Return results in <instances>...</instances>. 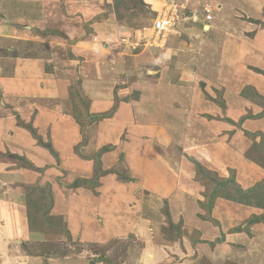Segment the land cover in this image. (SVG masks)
<instances>
[{
    "label": "crops",
    "instance_id": "1",
    "mask_svg": "<svg viewBox=\"0 0 264 264\" xmlns=\"http://www.w3.org/2000/svg\"><path fill=\"white\" fill-rule=\"evenodd\" d=\"M100 1L0 0V36H18L21 30L15 23L30 30L48 17L51 21L47 22L54 24L56 20L60 23L66 32L62 37L69 43L78 34L84 36L82 40L88 48L103 42L106 49L114 44L112 51L115 52L117 41L113 42L122 37L116 35V31L115 34L111 32L117 26L132 29L131 26L136 24L130 25L127 21L125 25H119L111 18L95 19L102 8ZM146 2L151 4L153 0ZM255 2L260 4L258 0ZM157 13L169 15L166 7ZM181 22L177 21L167 30V39L182 41L176 34L182 27ZM116 30L119 32V28ZM183 30L187 31L186 28ZM120 32L126 31L122 29ZM153 32V22L150 21L143 29L133 30L124 38L125 43L127 47L131 43L132 48L140 43L143 48L138 54L146 53L152 46L144 45L154 37ZM90 36L98 41L91 42ZM163 40L166 43L164 38L160 43ZM87 46L74 44L76 49L87 52L80 70L87 79H84L80 91L77 90L80 98L74 101L69 77L73 70L62 68L60 73H49L38 58H16L11 73L3 74L4 61L0 60V264H44L39 256L29 258L22 254L21 243L41 240L40 233L29 230L25 188L46 183L51 186L52 209L59 212L55 214L64 215L72 239L101 245L130 234L141 241L142 258L149 257L139 264H169L176 257L182 259L180 264H191L194 248L191 236L213 237L220 232L209 220L197 215L204 212L198 203L204 200L203 187L195 177L196 169L184 156L185 152L190 150L191 154H196L200 151L197 148L201 147L200 152L208 162L206 167L221 178H228L230 172L235 171L234 180L241 189H248L264 178V167L246 156L254 144L246 132L264 134V114L256 116L262 106L240 94L248 86L264 96V78L260 73H249L241 66L242 76L235 87L232 83H221V86L201 90L203 81L169 83L167 75L161 81L163 73H158L160 76H150V73L143 78L145 81L137 79L129 83L124 78V71L119 74L124 65L118 62L120 57L116 53L109 55V61L102 64L106 66L105 71L111 73L109 80H102L98 69L91 70L97 55ZM261 56L255 58L254 64L262 69L264 53ZM241 57L243 55L236 59ZM122 80L128 84L122 86ZM117 83L121 85L116 88ZM139 86L144 88L143 94L140 92L137 98L115 102V96H126ZM220 88L222 95L217 96L216 91H221ZM82 100L87 102L84 108ZM76 108L78 111L84 109L88 114L111 109L112 114L108 119L101 118L103 120L82 127L73 115ZM17 116L22 122L30 123L41 141L51 144L54 153L18 123ZM122 134L125 140H121ZM176 141L181 146V154L169 147ZM103 145H108L109 150L101 156L102 168L112 166L117 161V152L122 150L121 156L132 180H120L115 174L106 173L99 176L94 190L84 186L69 188L67 184L75 178L91 177L92 156ZM17 156L37 169L21 164ZM165 205L173 223H180V238H160L161 227L167 220L162 210ZM260 209L221 197L215 199L211 216L226 232V245L232 246L227 243L232 240L245 241L244 231L229 232L228 229ZM196 246L204 248L202 244ZM92 261L99 264L94 258ZM45 262L92 263L87 257H49Z\"/></svg>",
    "mask_w": 264,
    "mask_h": 264
},
{
    "label": "rangeland",
    "instance_id": "2",
    "mask_svg": "<svg viewBox=\"0 0 264 264\" xmlns=\"http://www.w3.org/2000/svg\"><path fill=\"white\" fill-rule=\"evenodd\" d=\"M146 1L147 0L100 1L102 3V8L101 11L94 16L95 19L104 21L111 18L114 23L116 22L119 25H125L127 21H129L130 25L136 24L133 27L131 26L132 29H130V26L129 28L116 27V29L119 28V32L122 31V29L126 32L119 33L116 29L111 32L115 34L116 31V35L122 37H120L121 40H114L113 42L115 43L117 41V48L114 46L115 52L112 51L114 44H110V47L106 49L103 46V42L88 48L87 43L82 40L84 36L80 37L77 33H74L77 34V36L73 37L69 43V40L62 37L66 35V32L62 26H59L60 23L58 21L56 23L55 20L54 24H51L47 22L49 20L51 21L48 17L44 18L40 25L30 30L15 23V26H18L22 31H19L18 36H11V34L0 36V60L3 59L4 61L3 74L11 73L16 58H38L46 72L60 73L62 72V68L73 70L71 76H69L70 80H72L71 86L74 92H77V90L80 91L84 79H87V76H83V72L80 71L82 64H85L84 61L86 60L83 57L87 52H82L81 49H76L74 47V44H79L80 47L87 46L86 48H88L91 53L95 52L97 55H95L96 57L94 56L96 59L94 61L97 65L94 64L91 70L98 69L101 72L102 80H109L110 77H108V75H111L110 72L105 71L106 66L102 64L104 61H109V55L112 56L116 53L119 55L118 57H120L118 62L124 65L123 70H120L121 72L119 74H122L124 71L123 75L126 74L124 78H126L129 83L132 81L135 82L137 79H143L150 73V76L163 73V78H160L161 81L167 78L169 83L174 82L176 84L177 82H181V84H183V81H203L204 84L201 85V90H204V88L208 86H221V83H232L231 85L235 87L236 81L239 82L242 76L239 71L241 66L247 68L249 73H260L264 78V68H257V64H254L255 58L260 59L262 57L261 54L264 53V0H258L260 2V4H258L259 6L256 5V0H153L151 4ZM172 1H174V4L177 5L179 9L177 18H179V21H182V27L178 29V33L173 31H171V33L179 35L178 37H181L182 41L164 38L166 39V43H164L165 40H163V43H160L161 39L156 37L155 32H153L154 37H152L149 43L144 45L146 47L151 45L152 47L149 48L153 50L149 49L147 51L146 49V53L138 54L143 48V45L140 43H137L135 48H132L133 45L131 43L127 47L124 38H127L133 30L143 29V26L148 25V22H153L159 15L157 11L159 12L160 9H164L165 5L170 4ZM82 24L83 22L81 26ZM210 24L211 26H209ZM204 26L207 28H204ZM25 27L28 26L26 25ZM75 27L74 29H77ZM185 28L188 32H184L183 29ZM74 29H72V31H74ZM158 36L160 35L158 34ZM90 40H92L91 42L98 41L94 36H92ZM99 54L101 59L98 58ZM105 55L106 58H103ZM241 55H243V57L236 59ZM181 71L183 72L181 73ZM185 73L190 75H186ZM121 83L122 86L124 83L128 84L125 80H122ZM120 85V83H117L114 87L117 88L120 87ZM197 85L198 82H196V86ZM141 87L142 86H139L136 90L130 91L126 96H115V102H118V100H131L137 98L140 92L141 94L144 92V88ZM220 90L219 92L216 91L217 96L222 95V88H220ZM255 91L258 92L257 90ZM86 103V100H82V108L86 106ZM80 110L77 121L82 127L103 120L92 116L94 115L92 113L88 114L87 111L84 112V109ZM100 113H105L103 118L108 119L112 111L109 109ZM16 120L18 123L20 122L18 116ZM246 134L249 138L254 140V144L250 147L246 156L264 167V134L257 135L255 131L246 132ZM121 140H125L124 134H122ZM169 145L170 148L173 147V152L181 154L182 150L180 149L181 146H179L178 141H176V143L171 142ZM107 146L108 145H103L102 147L107 148ZM197 149L202 151L201 147ZM108 150L107 148L101 153L99 152L100 150L96 151L92 156L93 168L91 177L75 178L71 183L67 184L69 188L76 180L92 178L90 181H94L93 178L96 174L104 175L106 173H111L115 174L120 180H132L127 171V164L123 156H121V154L123 155L122 150L117 152V161L112 166L105 169L102 168L101 156ZM200 151H196V154H191L190 150H186L184 156L191 163L192 167L196 169L195 177L197 181H200L201 187H203L202 196L205 198L208 189L214 187V182L201 179L202 175L209 173V169L206 167V163L208 162ZM198 154L201 155L200 158L197 157ZM21 164L26 165L27 163L21 161ZM231 176L235 179V171L232 170L230 172L229 177ZM214 179L215 181L218 180L217 177H214ZM254 185L251 187H261L264 189V178L257 181ZM79 186L91 188L88 187L89 185L87 184H79L74 187ZM95 186H97V184L91 189L94 190ZM230 193H233V191H230ZM24 195L26 196V190ZM31 196L32 200L36 202V204L32 206L33 209H35L33 215L36 216V219L31 223L33 224L31 226H35L34 229H37L35 232L41 234V240L23 241L21 243V253H24V255L29 258L39 256L44 260V264H46V258L49 257H56L57 259L87 257L90 258V263L92 262L91 264H93L94 262L92 259L98 255L104 257L101 261H97L99 264H139V261L143 262L149 260V257L142 258L141 256V241L136 240L130 234L126 237L110 239L105 244L101 245L92 242H81L80 240H74L72 238L67 239L63 232H56L54 230L55 226L53 225V221L50 220V216L52 215L61 216L63 219L64 215L55 214L59 212H57L56 209L53 210L52 207V210L49 209L48 213L44 216L40 215L37 209H43L45 207L43 203L45 202L38 199L37 193ZM215 199L213 200L212 207L214 206ZM261 199H264V194L259 195L258 193L252 197L255 203L261 201ZM26 202L25 197L24 203L27 209ZM200 202L201 201L198 203L200 204ZM206 202L204 201L203 204L201 203L203 207L199 205L204 212H201V214L198 213L197 215L199 218L209 220L214 227L219 229L220 233H218L217 236H210L212 237L211 240H209L210 237L203 236L200 238V235L195 234L191 236L190 242L192 246H194L193 251H191V264H264V207H261V209L255 213L252 212L248 214L244 221L228 229L229 232L244 231L246 233L244 235L245 241L242 242L243 244L232 240L227 242L232 246H228L226 245L225 239L226 232L223 230L221 223L212 218V207L208 211ZM251 207H254V205H251ZM164 208L165 207H163L162 210L167 220L165 222L166 224L161 227L160 238H180L179 236L181 234L176 236V234H178L177 231L169 226L168 221H173L170 212H165ZM252 217L260 218L256 221H250L253 219ZM30 231L34 232L33 230ZM197 244L204 245V248H197ZM181 260H178L176 257L173 258L169 264H180ZM162 264H165V262Z\"/></svg>",
    "mask_w": 264,
    "mask_h": 264
},
{
    "label": "trees",
    "instance_id": "3",
    "mask_svg": "<svg viewBox=\"0 0 264 264\" xmlns=\"http://www.w3.org/2000/svg\"><path fill=\"white\" fill-rule=\"evenodd\" d=\"M73 92H74V90H73ZM240 94L242 96H244V97H247V98L251 99L254 102H257L258 104H260L262 106V111L260 113H258L256 116H260V115L264 114V97L263 96H260V94L258 92H256L252 87H248V86L245 87L241 91ZM72 95H73V101L76 98H80L79 97L80 95L76 91L74 93H72ZM75 110L76 111H74L73 115L77 119L79 117V111L77 110V108ZM92 116L97 117V118H103L105 116V113L94 114ZM19 123L23 127H25L28 130H30L32 132V134L34 135V137L38 141H41V137L36 134V130L34 129V127L30 123L26 124V123L22 122L21 120H20ZM258 134H262V133H257V135ZM41 143H42L43 146L48 148L51 153H54V150H53V148H52V146H51V144L49 142L41 141ZM107 148L106 147H102L101 149H99L100 150L99 152L101 153L102 151H105V149H107ZM99 154H98V157H99ZM18 158H20L21 161H24L25 163H27L26 164L27 167H30V168H32L34 170L37 169L32 163H30L29 161L25 160L24 158H22V157H18ZM100 175L96 174L95 177L93 178L94 181H90L92 178L91 179H80V180H76L70 186L74 187V186H77L79 184H82V185L87 184V185H89L88 187L92 188L94 185L97 184L98 177ZM214 177H217L218 180L215 181ZM201 179L202 180H211L212 182H214V187H210L208 189V191L205 194L204 200L201 201L200 204H199V205H201V203L203 204V202L204 201L206 202V200H207V202H206L207 204L206 205H207L208 211L213 205V200L215 198H217V197H222V198H225V199H228V200H231V201H235V202H238V203H241V204H245V205H254V206H257V207H264V199H261V201H259L257 203H255L252 200V197L254 195H257L258 193H259V195L264 194V189L261 188V187H254L255 186L254 185L253 187L248 188V189H241L240 187H238V185L236 184V181L234 180V178H232V176L228 177V178H221V177H218L217 173L212 171V170H209L208 174L202 175ZM228 188H229L230 191H233V193H230ZM25 190H26V196L25 197H26V201H27L26 205H27L28 225L32 228L31 229L29 227L30 230L36 231L37 229H34L35 226H31V225H33L31 223L34 222L35 219H36L35 218L36 216L33 215L35 209H33V207H32L33 204H36V202H34L32 200V196L31 195H33L34 193H37L38 199H41V200H43L45 202V203H43L44 206H45L43 209H37L38 212L40 213V215L44 216L46 213H48L49 209H51L52 203H53V197H52V193H51V186H50L49 183H46L44 186H38V185H36V186H27L25 188ZM255 190H256V192H255ZM164 207H165L164 208L165 212H168L166 205ZM38 212H36V213H38ZM258 218H260V217H255V218L251 219L250 221H256V220H258ZM50 220L53 221V225L55 226L54 230L56 232L61 231V232H63L66 235L67 239H71L70 232H69V230H68V228L66 226L65 221L63 220V218L61 216L52 215V216H50ZM168 224H169L170 227L174 228L177 231L178 234H176V236L181 234L180 225H179L180 223L176 224V223H173L171 221H168Z\"/></svg>",
    "mask_w": 264,
    "mask_h": 264
},
{
    "label": "built area",
    "instance_id": "4",
    "mask_svg": "<svg viewBox=\"0 0 264 264\" xmlns=\"http://www.w3.org/2000/svg\"><path fill=\"white\" fill-rule=\"evenodd\" d=\"M169 11V15H158L157 18L153 21V29L155 31L156 37L166 38L168 29L173 28L174 24L179 21L178 17V8L177 5L172 1L170 4L165 5ZM180 16V14H179ZM158 34L160 36H158Z\"/></svg>",
    "mask_w": 264,
    "mask_h": 264
},
{
    "label": "water",
    "instance_id": "5",
    "mask_svg": "<svg viewBox=\"0 0 264 264\" xmlns=\"http://www.w3.org/2000/svg\"><path fill=\"white\" fill-rule=\"evenodd\" d=\"M104 257L102 255H98L94 257L95 261H101Z\"/></svg>",
    "mask_w": 264,
    "mask_h": 264
},
{
    "label": "bare ground",
    "instance_id": "6",
    "mask_svg": "<svg viewBox=\"0 0 264 264\" xmlns=\"http://www.w3.org/2000/svg\"><path fill=\"white\" fill-rule=\"evenodd\" d=\"M205 28H207V27L205 26Z\"/></svg>",
    "mask_w": 264,
    "mask_h": 264
}]
</instances>
